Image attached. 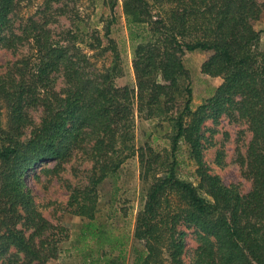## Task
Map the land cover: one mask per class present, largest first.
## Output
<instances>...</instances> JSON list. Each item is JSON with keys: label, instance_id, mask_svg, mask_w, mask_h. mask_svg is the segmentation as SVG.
<instances>
[{"label": "trees", "instance_id": "trees-1", "mask_svg": "<svg viewBox=\"0 0 264 264\" xmlns=\"http://www.w3.org/2000/svg\"><path fill=\"white\" fill-rule=\"evenodd\" d=\"M108 1L113 11L116 0ZM18 3L0 0V46L14 49L30 42L27 56L0 74V264H46L57 257L59 241L52 231L61 235L65 228L42 216L25 178L48 163L55 166L46 171L58 175L79 152L91 168L83 188H69L67 208L85 220L78 240L87 264H125L128 238L97 223L98 188L116 180L136 153L147 188L135 218L132 237L141 249L131 248L133 264H184L185 229L195 231L198 243L189 264H264V50L253 27L262 5L257 0H122L135 46L134 85L120 87L109 26L93 38L96 45L84 43L77 32L53 40L32 21L17 35L11 17ZM80 44L94 52L93 61ZM196 50L210 53L201 73L222 82L194 108L191 89L183 84L188 73L182 55ZM37 109L42 116L35 125L29 111ZM136 115L171 125L167 158L150 147L135 148ZM222 115L245 120L251 131L244 163L251 181L247 194L225 185L204 163L202 128ZM181 144L195 167V183L178 175Z\"/></svg>", "mask_w": 264, "mask_h": 264}, {"label": "rangeland", "instance_id": "rangeland-1", "mask_svg": "<svg viewBox=\"0 0 264 264\" xmlns=\"http://www.w3.org/2000/svg\"><path fill=\"white\" fill-rule=\"evenodd\" d=\"M257 2L262 5L261 14L258 20L253 22V27L260 32V47L264 50V0ZM11 18L12 31L17 35L21 34L29 21H32L43 27L53 40H63L68 37V32H77L79 37L85 40L84 43L90 45H96L93 38L102 35L109 26V38L114 40L116 45L121 70V75L115 79V83L120 87L134 85L135 44L129 41L122 0H116L113 11L108 0H19ZM101 39L105 41L103 36ZM86 47L85 44H80L83 53L88 52L87 55L93 61L91 56L94 52ZM29 49V41L23 42L14 49L0 46V74L15 61L26 57ZM209 55L210 53L200 50L185 51L182 55V62L188 73V80L183 84L191 89L194 108L212 96L222 82L220 78L208 77L201 73V66ZM61 87L62 78L58 77L56 89ZM29 115L37 125L42 111L30 110ZM6 121L7 115L3 110V125ZM30 130L29 128L25 131V137H28ZM173 132L168 122L145 120L136 115L133 144L136 149L145 150L146 147H150L154 153H160L167 158ZM202 134L203 158L209 172L218 176L225 185H237L241 194H247L251 188V181L244 174V163L252 136L248 123L245 120L222 115L218 120H206ZM138 155L136 153L121 166L116 180L107 179L98 188L97 223L114 228L115 234L122 232L128 238L125 264L134 263L132 247L141 249V245L132 237L135 218L144 204L147 188L139 178ZM86 156L83 152L74 154L70 161L63 165L58 175L46 171L54 168V163L36 167L26 175V185L32 192L39 212L54 227L65 228V233L61 235L52 231L59 241V253L46 264H87L83 253L79 250L82 244L78 240L85 220L71 214L67 208L69 188H83L87 184L91 162ZM178 160L181 162L178 167L179 177L195 183V167L188 160L184 144H181ZM185 234V251L182 260L184 264H189L198 243L193 229H185ZM91 242L87 241L92 245ZM19 257L21 258V255Z\"/></svg>", "mask_w": 264, "mask_h": 264}]
</instances>
